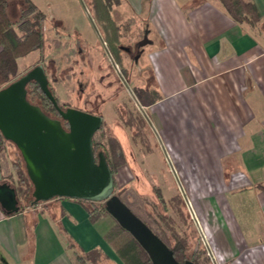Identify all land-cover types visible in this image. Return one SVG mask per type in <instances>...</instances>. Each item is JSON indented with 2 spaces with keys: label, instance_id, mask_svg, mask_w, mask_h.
<instances>
[{
  "label": "crops",
  "instance_id": "0c3cea01",
  "mask_svg": "<svg viewBox=\"0 0 264 264\" xmlns=\"http://www.w3.org/2000/svg\"><path fill=\"white\" fill-rule=\"evenodd\" d=\"M120 1L147 45L156 98L146 116L206 239L222 262L264 264V0H251L254 28L220 0ZM1 184L13 189L0 167ZM15 197L18 211L0 205V264H90L68 241L121 264L103 239L110 216L91 224L77 201L20 209Z\"/></svg>",
  "mask_w": 264,
  "mask_h": 264
},
{
  "label": "rangeland",
  "instance_id": "374dc122",
  "mask_svg": "<svg viewBox=\"0 0 264 264\" xmlns=\"http://www.w3.org/2000/svg\"><path fill=\"white\" fill-rule=\"evenodd\" d=\"M31 1L46 16L44 46L41 51L17 60V78L42 65L49 90L59 105L102 115L103 132L124 145L123 151L129 158L118 170L116 190L128 191L126 201L131 208L151 222L171 245L180 241L186 245L188 256L195 252L197 264H233L222 262L223 255L212 249L200 227L199 217L188 203L191 199L186 197L184 183L174 174L168 155L160 148L151 129L146 106L155 83L145 53L147 45L134 46L145 40L138 22L126 19L123 4L111 5L110 15L122 29L123 49L117 60L106 48L91 0ZM19 9V0L9 1L7 10L12 20L17 18ZM94 139L98 140L99 134ZM2 146L4 170L6 174L11 173L13 180L9 181L13 185L16 171L11 163H19L23 170L24 164L12 144L4 142ZM23 202L19 199L21 205ZM100 263L118 262L100 259Z\"/></svg>",
  "mask_w": 264,
  "mask_h": 264
},
{
  "label": "water",
  "instance_id": "95a60500",
  "mask_svg": "<svg viewBox=\"0 0 264 264\" xmlns=\"http://www.w3.org/2000/svg\"><path fill=\"white\" fill-rule=\"evenodd\" d=\"M30 82L39 86L60 119L50 118L27 100L26 86ZM102 123L101 116L73 108L60 109L42 65L0 89V135L21 155L32 185L33 203L53 199L103 203L107 214L137 241L151 264H180L163 241L114 194L113 176L105 156L103 152L96 156L93 152V137ZM0 205L8 212L19 209L15 192L7 184L0 185Z\"/></svg>",
  "mask_w": 264,
  "mask_h": 264
},
{
  "label": "trees",
  "instance_id": "16d2710c",
  "mask_svg": "<svg viewBox=\"0 0 264 264\" xmlns=\"http://www.w3.org/2000/svg\"><path fill=\"white\" fill-rule=\"evenodd\" d=\"M10 0H0V89L14 81L18 74L17 60L25 58L29 54L41 51L44 46V30L43 26L46 22L45 14L31 1L19 0L20 9L18 16L12 20L8 15V4ZM91 0V7L97 17L104 34V41L106 48L110 50L112 56L119 60L120 51L123 49L121 44V27L117 25L110 15L111 5H120V0ZM224 9L229 16L239 24H247L254 28L260 22V15L251 0H220ZM123 28V26H122ZM139 43L134 46L139 48ZM49 86V85H48ZM27 100L38 106L43 113L52 119H60L56 108L52 105L49 99L43 94L39 86L35 82H30L26 86ZM150 103L155 101V91L150 90ZM58 103V102H57ZM59 108L64 110L65 105H59ZM101 116L102 115H98ZM63 127L66 128V123L61 121ZM104 124L98 132L99 139L95 140L93 137V152L95 156L98 152H103L109 169L111 170L114 181V194L125 204L131 212L144 222L149 229L172 251L174 258L180 264L186 261L192 264H197L195 252L189 256L186 254L187 247L180 241H176L173 245L169 243L167 238L161 234L160 231L152 227V225L141 218L126 201L128 191L122 189L117 191L116 176L118 170L127 164V158L123 151L121 143L110 135L103 132ZM1 145L5 141L0 135ZM12 144V143H10ZM13 145V144H12ZM14 146V145H13ZM15 147V146H14ZM19 152V151H18ZM20 154V153H19ZM4 148L0 147V167L3 170V179L6 180L15 190L18 198L24 201L20 209L29 205H36L41 203H33L31 197L32 185L29 182L25 168L20 169L19 163H11L12 168L16 171V179L12 185L9 179L13 177L6 174L4 170ZM21 158V155H20ZM19 159V156H18ZM22 161V158H21ZM23 162V161H22ZM24 164V163H23ZM82 204L91 224L99 222L103 217L109 216L105 211L103 203L86 202L81 200H74ZM154 223V222H153ZM105 242L113 249L121 264H151L150 258L137 241L124 229H122L115 221L114 224L103 234ZM68 248L73 250L75 260L81 263L99 264L100 259H104L99 250H92L89 252H82L76 245L68 241Z\"/></svg>",
  "mask_w": 264,
  "mask_h": 264
}]
</instances>
